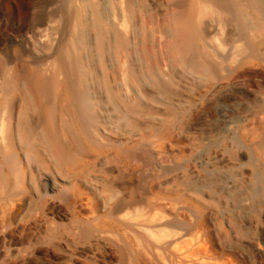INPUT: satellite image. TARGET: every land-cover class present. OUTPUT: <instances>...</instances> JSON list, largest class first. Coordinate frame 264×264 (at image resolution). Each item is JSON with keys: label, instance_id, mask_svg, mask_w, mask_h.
Here are the masks:
<instances>
[{"label": "rangeland", "instance_id": "374dc122", "mask_svg": "<svg viewBox=\"0 0 264 264\" xmlns=\"http://www.w3.org/2000/svg\"><path fill=\"white\" fill-rule=\"evenodd\" d=\"M0 264H264V0H0Z\"/></svg>", "mask_w": 264, "mask_h": 264}, {"label": "bare ground", "instance_id": "6f19581e", "mask_svg": "<svg viewBox=\"0 0 264 264\" xmlns=\"http://www.w3.org/2000/svg\"><path fill=\"white\" fill-rule=\"evenodd\" d=\"M257 1H262V0H257ZM253 2H255L257 4L256 1H253ZM196 4H198V8L201 6L200 3H198V2ZM82 108H84V107H82ZM28 122H29V119H27L26 113L21 111V113L19 114V118L17 119V122H16L17 124H15L16 125V139H17L18 143H20L21 145L25 146L27 149L33 151L35 149L34 148V145L32 143L33 142L32 141V135H33L34 132L32 133L31 129L29 128ZM13 133H15V132H13ZM10 138H11V136H10ZM8 141H11V139L8 140ZM11 142L14 143V139H12ZM7 159H8L7 163L9 162V165H15V164H17L16 161H15L16 158L14 159L11 156V157H9Z\"/></svg>", "mask_w": 264, "mask_h": 264}]
</instances>
